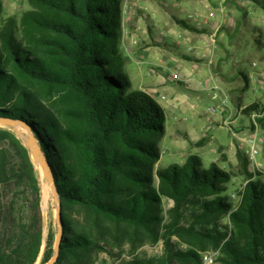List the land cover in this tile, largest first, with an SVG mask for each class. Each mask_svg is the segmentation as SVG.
I'll list each match as a JSON object with an SVG mask.
<instances>
[{
    "label": "trees",
    "instance_id": "obj_1",
    "mask_svg": "<svg viewBox=\"0 0 264 264\" xmlns=\"http://www.w3.org/2000/svg\"><path fill=\"white\" fill-rule=\"evenodd\" d=\"M249 1L264 9V0ZM28 3L0 27V117L26 124L51 168L63 229L55 264H94L124 244L130 258L120 264H204L209 250L215 264H264V182L248 172L245 152L237 160L248 182L235 207L224 194L231 176L214 163L203 169L190 155L154 168L165 113L124 72L122 0ZM255 43L263 51V30ZM263 110L256 103L243 113ZM257 122L264 130V116ZM146 241H162V254L136 256ZM43 242L38 170L23 140L0 126V264H36Z\"/></svg>",
    "mask_w": 264,
    "mask_h": 264
},
{
    "label": "rangeland",
    "instance_id": "obj_2",
    "mask_svg": "<svg viewBox=\"0 0 264 264\" xmlns=\"http://www.w3.org/2000/svg\"><path fill=\"white\" fill-rule=\"evenodd\" d=\"M222 1L207 0L215 9L211 21L224 20L223 13L217 10L224 6L229 16L225 21L232 25H222L219 29L222 35L218 33L212 43L211 30L205 23L194 21L196 16L191 15L194 8L179 5V0H122L120 50L123 56L127 51L134 54L140 62L136 67H124L133 89L146 90L165 113V134L158 139L160 157L154 168L183 164L190 155L200 158L203 169L214 163L231 176L224 194L235 207L248 182L237 160V151H245L244 138L255 131L261 138L260 155L257 163L249 164L247 170L254 180L264 182V130L259 122L255 126L250 116L243 113L252 104L264 105V53L255 43L258 32L264 31V9L238 0L250 12L247 14L243 8ZM203 3L205 0H200L202 10L206 11ZM0 4V27L8 18L18 22L22 13L30 9L28 0H0ZM177 19H185L197 31L178 24ZM174 72L176 79L172 77ZM161 96L166 99L161 100ZM213 108L215 112L210 111ZM35 167L39 174L44 241L36 264H43L47 237L50 232L56 233L55 207L51 190L42 179L40 168ZM171 207L172 202L164 200V213ZM226 224L228 219L223 217L220 225ZM173 241L182 248L188 246L177 237ZM162 252V241L154 244L146 241L134 254L149 258ZM213 253L217 252L209 250L202 256ZM128 258L130 249L124 244L110 254L97 253L94 264H120Z\"/></svg>",
    "mask_w": 264,
    "mask_h": 264
},
{
    "label": "water",
    "instance_id": "obj_3",
    "mask_svg": "<svg viewBox=\"0 0 264 264\" xmlns=\"http://www.w3.org/2000/svg\"><path fill=\"white\" fill-rule=\"evenodd\" d=\"M0 126H6L11 128L13 132L23 140L30 153L33 163L35 164V166H39L41 168V177L43 180H45L47 186L51 190L52 199L55 207L56 235L53 245L52 256L45 264H55L59 255V246L61 244L63 229L61 221V202L59 200L58 192L56 190V185L51 168L38 139L26 124H24L20 120L0 117Z\"/></svg>",
    "mask_w": 264,
    "mask_h": 264
},
{
    "label": "crops",
    "instance_id": "obj_4",
    "mask_svg": "<svg viewBox=\"0 0 264 264\" xmlns=\"http://www.w3.org/2000/svg\"><path fill=\"white\" fill-rule=\"evenodd\" d=\"M180 3L179 5H185V6H188V7H192L194 8V12L191 13V15H194L196 16V18L194 19V21H200L202 23H205L207 29L211 30V37H210V40L212 41V43H214L216 41V36L217 34L219 33V29L222 25H226V26H231L232 25V22H226L225 20L229 18V16H227V13H225V7L224 6H221L220 8H217V10H219L221 13H223V21L222 22H212L211 19H212V11H214L215 9L213 7H211V5L207 2V0H205V3L204 4V7L207 9V16H205V10H202V7L200 6L201 4H199L200 0H192L191 2H185L184 0H179ZM223 0L222 2L226 5H231V6H237V7H241L245 10V12L247 14H250V12L247 11V9L245 8V6H243L242 4L239 3V1H244V0ZM248 2H250L249 0H246ZM235 3V5H234ZM251 3V2H250ZM244 4V3H243ZM253 4V3H252ZM182 12L185 11V8L182 7ZM190 15V14H189ZM188 15V16H189ZM187 16V17H188ZM206 17V18H205ZM205 19V20H203ZM177 20H181V19H177ZM185 21V19L183 20ZM225 23V24H224ZM201 34H205V33H201ZM221 34V33H219ZM222 35V34H221ZM127 55L125 56L124 55V58H125V66H129L130 68L131 67H136L137 64H139L140 62L135 58V55L131 54L130 55V52L127 51ZM200 53V52H199ZM144 92H146L147 94H149L146 90H142ZM246 107V106H243V108Z\"/></svg>",
    "mask_w": 264,
    "mask_h": 264
},
{
    "label": "built area",
    "instance_id": "obj_5",
    "mask_svg": "<svg viewBox=\"0 0 264 264\" xmlns=\"http://www.w3.org/2000/svg\"><path fill=\"white\" fill-rule=\"evenodd\" d=\"M264 53V49H263ZM253 66H256V63L252 64ZM172 77L176 79L177 73L174 72L172 74ZM165 96H161V100H165ZM211 112H215L216 110L213 108L210 110ZM264 116V110L261 112H253L250 115V118L252 119L253 123L255 126H257V119L261 118ZM244 143H245V154L248 158V161L250 165H255L257 163V157L260 155V143H261V138L259 137L257 131L253 132L249 137L244 138ZM203 262L204 264H214V254H205L203 256Z\"/></svg>",
    "mask_w": 264,
    "mask_h": 264
},
{
    "label": "bare ground",
    "instance_id": "obj_6",
    "mask_svg": "<svg viewBox=\"0 0 264 264\" xmlns=\"http://www.w3.org/2000/svg\"><path fill=\"white\" fill-rule=\"evenodd\" d=\"M39 167V166H38ZM40 168V167H39ZM40 173H41V175H42V170H41V168H40ZM45 181V180H44Z\"/></svg>",
    "mask_w": 264,
    "mask_h": 264
}]
</instances>
